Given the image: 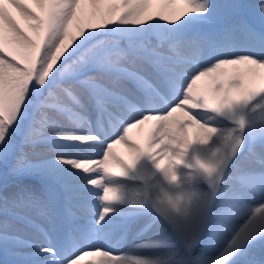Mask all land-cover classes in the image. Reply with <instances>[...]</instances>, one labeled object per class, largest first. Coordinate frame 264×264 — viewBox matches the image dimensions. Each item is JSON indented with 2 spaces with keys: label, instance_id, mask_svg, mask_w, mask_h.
<instances>
[{
  "label": "rangeland",
  "instance_id": "1",
  "mask_svg": "<svg viewBox=\"0 0 264 264\" xmlns=\"http://www.w3.org/2000/svg\"><path fill=\"white\" fill-rule=\"evenodd\" d=\"M155 1L24 0L12 9L6 4L13 0H0V60L32 65L34 94L39 84L50 91L46 100L35 98L27 114L25 130L39 128L40 134L7 145L14 167L5 178L33 175L39 181L9 204L5 194L14 195L18 185L0 186V264H110L100 256L103 250L123 257L121 264H264V226L259 236L254 226L264 206V178L236 176L249 190L240 210L219 196L244 164L252 166L255 154L256 167H264V138L255 137L264 128V112L256 114L264 104V0ZM156 4L154 33L122 28L124 21L133 24L129 14L147 23ZM165 7L171 17L162 26ZM155 50L195 61L160 59ZM233 60L242 69L230 65ZM102 63L140 77H111L98 70ZM9 68L4 64L0 73L6 76ZM239 72L248 77L235 86ZM143 81L158 86L160 95ZM4 98L0 92V106ZM184 100L219 120L214 147L198 154L200 169L186 165L205 183L181 173L167 179L158 174L164 163L157 159L151 167L157 178L144 185L137 153L131 169L109 180L106 145L145 115H162L165 125L168 112ZM238 129L243 137L231 147L223 136ZM87 132L94 133L91 142ZM167 143L166 133L145 140L142 149L150 158ZM86 148L97 152L83 155ZM71 177L78 182L67 184ZM115 258L111 264H120Z\"/></svg>",
  "mask_w": 264,
  "mask_h": 264
},
{
  "label": "bare ground",
  "instance_id": "2",
  "mask_svg": "<svg viewBox=\"0 0 264 264\" xmlns=\"http://www.w3.org/2000/svg\"><path fill=\"white\" fill-rule=\"evenodd\" d=\"M44 1L47 4L50 3V0H44ZM155 2L158 4V0H156ZM24 3H25L24 0H13L12 3L10 2L6 5L10 6L12 9L13 8L15 9L17 6ZM157 4L155 8H153L149 12L147 23H145V19L143 18L142 15L138 16L137 14L136 15L129 14L130 16L129 18L133 22L131 26H133L134 29H128L131 26L127 24V21H124L122 28L127 29L128 34L129 33L142 34L145 32L154 33L155 30L153 28L157 25V16L159 14L158 12L159 8L157 7ZM160 15H161L160 23L162 26H165V23L168 22V19L171 17V13L165 7L163 8L162 14L160 13ZM45 29L46 27H44V30ZM147 34H143L142 36H145ZM155 52L158 54V57L164 58L168 61H172V60H184V61H192V62L195 61L192 57L184 53L175 54L170 52H162L159 50H155ZM230 65L242 69V64L239 63L237 60H233V62H231ZM98 70L104 72L105 74H109V76L111 75V77L120 76V75L124 76L125 74H128L129 76L132 77L133 76L140 77V74H137L135 70H132L130 68L122 69V72L124 71V73H122L121 70L119 68H116L113 63H102L98 67ZM261 71H264V65L263 66L261 65ZM233 77L234 80L236 81L233 83L235 86H237L240 80H242L243 82L245 79H247L248 75L239 72L236 73ZM145 83L149 85L150 90L155 95V97H157L156 94H159L161 92V89L158 86L151 84V82L149 81L142 82V84L144 85ZM185 98L188 101V97ZM186 100L179 102L174 109H171L168 112V114L165 116V123H166L165 125L162 124L163 123L162 115H158L157 117H154L153 114L145 115L141 120L137 121L135 124H131L130 126L127 127V129L123 130L118 139H114L113 141L109 142L106 145L104 161H106V156H107V158L110 159L112 168L106 170L108 171L107 176L113 175V173H117L118 175H121L122 172H124L125 168L131 169L133 167V154L137 153L141 159L140 176L141 179L144 181V185L150 186L151 184L154 183L155 179L157 178V176L155 177L152 176L151 173L152 164L154 161L157 162V159L164 163L163 168L158 170V174L164 175L167 179L170 178L171 176L173 177L175 176L179 178V174L181 173V176L182 174H186L185 178L188 177L187 178L188 181L191 178L195 177L200 182L202 181V183L203 182L205 183L201 172H198L196 169L193 168H190L189 170L187 169L186 165L190 162H194L196 165H198V169H200L198 162V154L199 153L205 154L207 153V151L210 152V148L214 147L213 145H215V142L213 139V135L216 136L215 141H217L218 134L217 132L213 131V127H214V122H218L219 120L216 116H213L211 114H207L203 112L202 113L195 112L192 106L187 104ZM261 112H264V104L260 107V109L258 110V112H256V114ZM166 133L168 134V143L166 147L159 151H154L151 154L150 158H148V156L144 152V149H142L144 141L147 140V142H152L153 138L156 137L157 139H160V137H164ZM93 134H94L93 132H87L84 135V137H86L87 140L86 142H91L90 140L92 139ZM133 137L137 138L138 141L135 140L133 141L132 140ZM255 137L256 138L259 137V139H263L264 128L262 131L257 133ZM92 145L96 146L95 143H92ZM99 147L100 146L98 145L96 146V148ZM96 152H97L96 150L86 148L84 152L82 151V154L95 155ZM117 154L123 157L124 162L118 160ZM255 155L256 156L252 158L251 167L247 165V163L249 162L248 161L239 169L237 174L232 175V178L225 183V190L220 191V195H219L220 200L222 202H228L234 205L237 204L238 209L239 210L242 209L243 204L240 203H244L243 201L244 197L249 190L240 186L241 183L237 182L238 177L236 179V176H240L241 174L244 178H246L245 177L246 174L247 175L253 174V176L256 175L259 176L260 178H264V167H256L257 165L256 159L258 156L257 154ZM180 159H183L186 162V164L184 165L181 164ZM263 164L261 166H264ZM113 167L116 170H114ZM137 174L139 175L138 172ZM206 177H207V182L209 181L210 183L209 177L208 176ZM110 179L112 178L109 177V180ZM237 207L234 208L238 210ZM246 224L247 222H245V224L241 226L240 229L241 236H243L247 230ZM254 226L258 227L257 228L258 236L259 234L263 233L262 226H264V206L258 210L257 217H255L254 220ZM100 256L104 259L106 258L110 264L112 263L113 259L116 257L107 250H103V252L100 251ZM118 257L119 258H115V259L116 261H120L121 264L123 257H120L119 255ZM130 260L135 261L133 256H130ZM136 261L138 264H142L140 263L139 260L136 259Z\"/></svg>",
  "mask_w": 264,
  "mask_h": 264
},
{
  "label": "trees",
  "instance_id": "3",
  "mask_svg": "<svg viewBox=\"0 0 264 264\" xmlns=\"http://www.w3.org/2000/svg\"><path fill=\"white\" fill-rule=\"evenodd\" d=\"M81 52L86 53L87 49H82ZM107 54L108 53L103 54L102 57L106 58L105 56H107ZM73 59L74 56H71L68 60ZM4 64L10 66V72L6 76L0 73V92L4 94V99H6L0 106L1 112L6 117H0V186L12 182L18 185L14 195L5 194V203L9 204L16 201L17 195L21 197L27 190L29 184L37 183L39 179L33 175L21 178L18 176L5 178L6 171L14 167V165L10 167L13 162V154H9L7 145L12 144L14 146L21 137L25 139L34 138L40 134L39 128H36L35 131L30 129L25 130L28 119L27 114L33 106V100L35 98L36 100H46L45 98L50 94V91H48L43 84H39V91L37 94H34L35 70L32 65L28 66L12 59L3 58L0 60V70ZM233 133L236 134V137H240H234ZM242 137L243 134L241 129H238V131L233 130L231 133L229 132L227 135L223 136V139L231 146L229 142L232 143L233 141L236 143L238 140L242 139ZM69 180L71 182L67 184H76L78 182L77 177H71L67 181Z\"/></svg>",
  "mask_w": 264,
  "mask_h": 264
}]
</instances>
